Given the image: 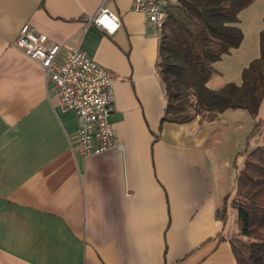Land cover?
Wrapping results in <instances>:
<instances>
[{"label": "crops", "instance_id": "0c3cea01", "mask_svg": "<svg viewBox=\"0 0 264 264\" xmlns=\"http://www.w3.org/2000/svg\"><path fill=\"white\" fill-rule=\"evenodd\" d=\"M131 5L0 0V264H236V212L234 227L228 212L217 216L229 193L218 147L208 145L224 113L162 121L158 33ZM100 7L118 16L112 34L86 20ZM25 23L61 46L59 60L80 50L108 72L112 150H74L75 114L58 107L41 67L15 46ZM224 57L211 89L239 84L218 70Z\"/></svg>", "mask_w": 264, "mask_h": 264}, {"label": "trees", "instance_id": "16d2710c", "mask_svg": "<svg viewBox=\"0 0 264 264\" xmlns=\"http://www.w3.org/2000/svg\"><path fill=\"white\" fill-rule=\"evenodd\" d=\"M254 1L173 0L158 32L156 69L165 99L162 121L184 124L204 115L212 121L241 109L255 122L239 153L244 163L234 175L232 200L225 196L217 212L224 222L228 206L235 209L239 236L229 244L236 264H264V135L261 145L248 146L264 123L258 116L264 101V28L259 33L260 54L242 69L239 84L229 82L214 90L208 82L216 73L214 64L240 46L239 13Z\"/></svg>", "mask_w": 264, "mask_h": 264}, {"label": "built area", "instance_id": "2783aa9c", "mask_svg": "<svg viewBox=\"0 0 264 264\" xmlns=\"http://www.w3.org/2000/svg\"><path fill=\"white\" fill-rule=\"evenodd\" d=\"M173 0H132V11L141 14L158 33ZM100 29L112 34L119 28L118 16L100 7L87 17ZM15 46L43 70L47 87L58 99L62 111L73 112L78 121L73 148L88 158L112 150L115 133L111 122L114 108L113 80L108 72L80 50H67L58 59L61 46L49 44L44 35L36 34L29 24L21 27Z\"/></svg>", "mask_w": 264, "mask_h": 264}, {"label": "rangeland", "instance_id": "374dc122", "mask_svg": "<svg viewBox=\"0 0 264 264\" xmlns=\"http://www.w3.org/2000/svg\"><path fill=\"white\" fill-rule=\"evenodd\" d=\"M264 2L263 0H255L247 8L239 13L238 26L243 33V39L237 49L231 51L229 55H225L220 65H217L218 70L225 69V75L232 81L241 82L240 71L246 67L248 63L259 56V33L264 28ZM261 118L264 117V104L261 108ZM222 120L225 125L218 124V129L212 133L208 145L215 143L220 155L222 163V177L225 182L227 192L229 193V201L231 202L235 189L233 188V179L236 172L243 168L244 156L239 154L244 150L247 137L250 135L254 126L252 120L246 111L235 110L227 111L223 114ZM220 123V120L219 122ZM264 135V123L259 127L256 133L248 140L249 148L261 145ZM225 163L226 170H225ZM235 165V166H234ZM226 171V172H225ZM228 226L234 227L232 219L235 216V209L228 206ZM228 234V239L238 237V230Z\"/></svg>", "mask_w": 264, "mask_h": 264}]
</instances>
